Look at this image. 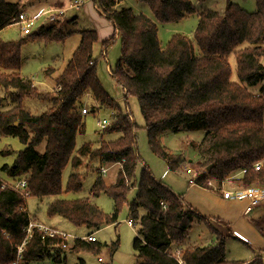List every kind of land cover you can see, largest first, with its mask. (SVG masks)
Wrapping results in <instances>:
<instances>
[{"label": "trees", "instance_id": "16d2710c", "mask_svg": "<svg viewBox=\"0 0 264 264\" xmlns=\"http://www.w3.org/2000/svg\"><path fill=\"white\" fill-rule=\"evenodd\" d=\"M94 1L121 39V58L115 71L110 68L111 76L123 88L126 100L129 96L138 100L151 151L166 162L170 171L176 172L186 159L168 152L161 137L181 130L202 131L203 139L191 145L201 169L195 177L197 185L211 190L209 180L221 185L237 174L241 186L264 185V0H256L254 13H247L233 0H139L149 6L160 23L175 24L193 15L198 17L194 40L174 35L165 48L159 40L157 25L146 15L116 9L120 0ZM23 8L21 4L0 0V33L18 22ZM74 33L66 32L63 25L52 24L39 27L33 34L28 32L19 42H5L0 37V137L17 138L25 146L16 154L13 164L5 165L2 171L13 180L24 178L29 196L52 198L49 217H61L91 232L118 224L127 207L137 233V264H179L176 251H180L185 264H262L264 256L251 262L229 261V237L214 229L181 195L157 181L147 167L137 181L141 160L137 150L138 127L109 97L97 75L93 58L98 41L96 30L76 32L80 44L57 77L52 92L39 93L34 82L21 75L24 44L63 43ZM113 40L114 36L103 42L105 53ZM232 54L236 56L238 82L231 80ZM49 70L47 76L52 74ZM256 86H261L259 94L249 90ZM85 96H91L98 109L113 111L103 132L121 136L114 142L102 143L98 149L83 145L72 164L77 169L87 158L98 160L101 165H120L114 184L107 186L99 177L90 192L94 198L104 194L111 199V214H106L90 198H61L63 172L75 154L77 136L85 129L80 103ZM32 99L46 103V110L32 114L24 105ZM7 100L13 107L3 111L1 106ZM95 110L91 108L92 113ZM43 142L46 146L41 153L37 147ZM3 184L0 177V264H11L16 256L15 247L26 237L24 228L30 217L23 195L13 186ZM82 188L83 177L74 172L66 192L79 193ZM135 188V197L129 201V193ZM195 223L208 227L213 237L208 245L191 243ZM261 231L264 236V222ZM41 235L35 233L28 243L26 260L53 259L62 263L67 262L69 253L100 249L98 242H78L70 249H62L57 247L61 238L43 240Z\"/></svg>", "mask_w": 264, "mask_h": 264}, {"label": "rangeland", "instance_id": "374dc122", "mask_svg": "<svg viewBox=\"0 0 264 264\" xmlns=\"http://www.w3.org/2000/svg\"><path fill=\"white\" fill-rule=\"evenodd\" d=\"M61 1L65 3L71 2V0ZM190 1L194 2V0ZM7 2L24 6V3H29L30 0H7ZM80 2L82 3L80 9H73L67 14L70 19L74 18L73 20H76V25L70 26L69 24H66V18L62 14L63 9H51L48 13L43 15V18L37 20L35 26L31 29V34L35 33L37 29L43 25L48 27L52 24H58V26L63 25L66 32L73 31L75 33L63 43L53 42L45 44L43 42L31 41L24 44L21 50V75L32 80L39 93H46L48 91L52 92L53 89L55 90L56 88L57 77L64 71L69 60L73 57L74 52L80 44L81 38L76 32L85 30L98 31V29H101L100 36L102 37H100L99 41L95 44L93 51V58L96 61L97 75L109 97L119 104L123 112H127L130 115V120L135 122L138 127L137 150L141 160L138 163L136 171L137 181L141 178L142 169L147 167L157 181L163 183L174 193L181 195L188 203H191L192 200L197 201L193 198L194 196H198L197 199H206L203 195L204 192L202 194H196V189L189 185L192 173L186 171V168L189 166H191L196 172L201 170L198 166V154L196 150L191 148V145L192 143H199L204 137V132H188L181 130L178 133H165L161 137V143L168 152L182 155L186 159L184 165H182L178 171H170L166 162L156 156L149 147L145 121L138 100L132 96H129L126 100L123 88L109 73L108 66L112 69V72L115 71L121 58L122 42L118 33H115L113 25L100 14L95 6L94 0H80ZM233 2L247 13H254L256 11V0H233ZM116 9H131L135 14H144L153 20L158 27L159 40L164 48L168 45V42L174 35H183L194 40V33L198 27L199 20L196 15L190 16L180 23H160L156 21L149 6L139 0L117 1ZM113 36L114 40L108 47L106 59L102 53V51L105 50L103 49V40L110 39ZM24 37L26 36L21 24H14L1 31V38L5 42H19ZM229 62L232 69L231 80L233 82H238L237 62L234 54L230 56ZM262 64L264 65V58ZM50 68L51 70H49ZM48 70L50 71V74L52 73L50 76L46 75ZM260 88L261 86L250 87L249 90L255 94H259ZM80 103L82 106L81 113L83 108H87L88 114L84 116V132L79 134L76 139L75 154L66 166L62 175V187L64 193L61 198L65 200L90 198L106 214H111L113 212V202L111 199L104 194L94 198L90 196V192L99 177L103 178L107 186L114 184L117 180L120 165H101L98 160L84 158L85 160L82 166L74 169L72 161L83 145L89 144L92 148L98 149L102 143L114 142L118 140L121 135L119 133L103 132L99 127L100 121L104 119L108 121L110 120L113 111L98 109L97 104L91 96H85ZM24 105L27 106L34 115L41 114L47 108V104L38 99L26 100ZM1 107L3 111H6L10 110L13 105L7 100V103L4 101ZM92 107L96 108L95 113L91 112ZM45 146L46 143L43 142L37 147V150L43 153L45 151ZM24 148L25 146L17 138L5 136L0 137V177L5 179L3 182L8 186L14 187L24 178L21 180H13L2 171V168L5 165L11 166L15 160L16 154ZM101 166L107 170L106 174L101 173ZM74 172L79 173L83 177V188L79 193L66 192L69 178ZM188 191H190V194H188L187 197ZM208 191L207 195L212 196H207L208 199L212 198L216 200V198L220 196V192L213 190ZM19 192L22 194V191ZM24 193L25 192H23V194ZM135 194L136 188L131 190L128 200H133ZM23 197L26 202L25 209L30 217L47 225L55 226L64 232L78 237L86 236L90 232L86 227H76L61 217H49L48 205L52 202V198ZM199 204L200 203L198 202V205ZM128 220V209L127 207H124L120 215L119 224L106 226L96 232V238L98 245L100 246L98 252L87 251L69 253L67 255V263L79 264L80 261H83L85 264H137L136 252L134 250V242L137 238V233L136 230L129 225ZM236 220H238L237 229L240 232L248 231V233H250L249 236L251 238V243L250 241L246 242L241 236H239L238 239L229 237L226 243L227 259L229 261L251 262L257 256H264V251L257 254V252L260 251L259 249H262L264 246V236H262L263 234L260 232L259 228L254 224H250L247 220H242V217L240 216H238ZM221 230L222 228H220V231ZM100 257L103 261L99 260ZM262 264H264V258Z\"/></svg>", "mask_w": 264, "mask_h": 264}, {"label": "crops", "instance_id": "0c3cea01", "mask_svg": "<svg viewBox=\"0 0 264 264\" xmlns=\"http://www.w3.org/2000/svg\"><path fill=\"white\" fill-rule=\"evenodd\" d=\"M81 5H82V3L80 2V0H71V2H68V3L62 2L61 0H40V1L35 2L33 4H29L28 2L24 3V8H23L21 13H24L29 18H34V17L36 18V17L42 16L43 14H45L47 11H50L51 9H57V10L63 9L62 14L66 18V21H67L66 24H69L71 26V25H76V21L70 22L74 18L70 19L67 14L69 13V11H72L73 9H77V10L80 9L82 7ZM100 31H101V29H98V31H97L98 41H99L100 37H102V36H100ZM71 32H73V31H71ZM0 37H1V33H0ZM104 41H106V40H103V42ZM102 53H103V51H102ZM106 57H107V52L105 54V58ZM188 168H192V167L189 166ZM188 168H186V170ZM239 176L240 175L237 174L235 177L225 181L222 184L223 189L235 190V189H238L240 187H243V186H241V183L238 180ZM4 180L5 179H3V181ZM189 185L192 188L196 189V194H202L204 192L203 195H204V198H206V199H202V198L197 199L198 196H194L193 198L196 199L197 201L192 200L191 203L189 202L190 204L186 201V203L188 205H190L199 214H201L203 217H205L214 229L220 231V228H222V230L220 231L222 234L227 235L228 237L237 238V239L239 236H241L242 238L245 239L246 242L250 241V243H251V238L249 236L250 233H248V231L247 232H245V231L240 232L237 229L238 220H236V218L238 216H240V217H242V220H247L250 222V224H254L255 226H257L259 228L260 232L262 233L261 228H262L263 222H264V203L253 208L251 211H248V206H249L248 201L225 200L222 197V193H220V196L217 197L216 200H214L212 198L208 199L207 196L212 197L210 195H207V192H209L208 191L209 189L203 188L199 185H195V184L193 185L191 183ZM188 194H190V191L187 192V197H188ZM198 202L200 203L199 205H198ZM33 219L39 223H42V224L52 228V229L64 232L63 230L56 228L55 226H50L49 224L47 225V224H45V223H43V222H41L35 218H33ZM52 219H54V218H52ZM65 233H67V232H65ZM90 233H91V231L87 235H89ZM190 241H191V243H194L196 245H208L210 242L213 241V237L210 234L208 227L204 223H195V225L193 226L191 233H190ZM259 250L260 251L257 252V254L261 253V251H264V246L262 249L260 248ZM256 258H254V259H256Z\"/></svg>", "mask_w": 264, "mask_h": 264}, {"label": "built area", "instance_id": "2783aa9c", "mask_svg": "<svg viewBox=\"0 0 264 264\" xmlns=\"http://www.w3.org/2000/svg\"><path fill=\"white\" fill-rule=\"evenodd\" d=\"M47 11L46 13H48ZM45 13V14H46ZM44 15V14H43ZM34 17L29 18L24 13H21L19 15V20L16 24H21L23 26L24 34H27L31 31V29L35 26L37 20L41 17ZM105 50L103 51V55L105 56ZM108 70L110 72V67L108 66ZM111 73V72H110ZM88 114V109L83 108L82 109V115L86 116ZM109 125L108 120H102L99 122V127L103 131L107 126ZM259 167V165H256ZM106 169L102 168L101 173L106 174ZM188 173H192V178L190 180L191 184H195V177L197 176V172L193 170L192 168H188L186 170ZM7 184H3V187H5ZM208 187L213 190L222 193V197L225 200L230 201H248V211H251L253 208L259 206L260 204L264 203V185H251V186H243L235 190H225L223 189V185H219L212 180H209L207 183ZM16 190L22 191V195L27 197L29 196V192L27 191V183L26 181L22 180L17 185L14 186ZM23 192H25L23 194ZM30 217V216H29ZM128 223L131 227H133L132 221L128 220ZM24 231L26 233V237L23 240L22 243L17 245L15 247L16 250V256L14 261L11 262V264H68L67 262L57 263L53 259H39V260H26L25 259V252L26 247L28 243L33 239L35 233H41V237L43 240H54L56 238H61L62 243L58 244L57 247H60L62 249H70L73 245L77 244L78 242H85L88 244L97 243L96 238V232H91L87 236L78 237L69 233L57 231L55 229H52L42 223H39L35 221L32 217L29 218V222L27 226L24 228ZM175 257L179 261V264H185L181 257L180 251L175 252ZM100 261H103V259L100 257Z\"/></svg>", "mask_w": 264, "mask_h": 264}]
</instances>
